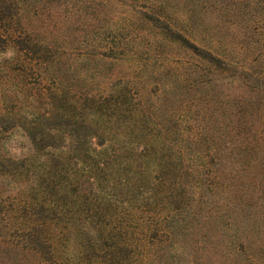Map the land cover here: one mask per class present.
<instances>
[{"label": "trees", "instance_id": "1", "mask_svg": "<svg viewBox=\"0 0 264 264\" xmlns=\"http://www.w3.org/2000/svg\"><path fill=\"white\" fill-rule=\"evenodd\" d=\"M212 7L262 17L223 42ZM263 32L264 0H0V264H264Z\"/></svg>", "mask_w": 264, "mask_h": 264}, {"label": "rangeland", "instance_id": "2", "mask_svg": "<svg viewBox=\"0 0 264 264\" xmlns=\"http://www.w3.org/2000/svg\"><path fill=\"white\" fill-rule=\"evenodd\" d=\"M225 3H228V1H231V0H224ZM211 14H209L207 17V23L208 25L210 26L209 29H211V31H209V34H212V35H216L218 38H220L223 42L226 41V36H227V27H228V21L229 20H235V21H238L239 22V27L241 25H245L246 23H252L251 21H258L261 19L262 15L261 14H258V13H255L253 11V13H250L248 14L244 19H239V18H235V16H233V19L230 17L232 16V13L231 12H221V10H218V9H213V7L211 8ZM108 20V19H107ZM106 20V21H107ZM109 21V20H108ZM247 21V22H246ZM249 21V22H248ZM105 23V22H104ZM107 24V22L105 23ZM110 24V23H109ZM139 27H136V32L135 33H146V30H143V28L140 26V25H137ZM106 29H103L100 33V37L103 39V40H107V39H110L112 37H115L116 39H121V36L123 37L125 33L123 32H115V33H112ZM254 36L251 34H249L252 41H259V36L257 35V33H253ZM264 34V32H263ZM251 42V41H249ZM261 42V40L259 41ZM256 43L255 46H256V50H251V52H248L247 54H244L242 59L243 61L246 63V65H248V68L250 69L249 72H250V81L251 83H264L263 81H260L259 80V76H261L262 73H264V40L261 42V43ZM144 58V57H143ZM242 61V62H243ZM106 72L108 73H111V71H109L108 69H111L112 71H114V73H120V71H123V67L122 66H114V65H111L110 62H107L106 64ZM233 74V72L231 73H228L226 75L224 80H219L215 83H232V81L230 79H226L227 77L231 76ZM137 79V80H136ZM136 79L135 81L137 82H140L139 81V77L136 76ZM261 79V78H260ZM259 80V81H258ZM109 81V80H108ZM107 81V82H108ZM164 80L160 81L161 83L164 82ZM118 82V81H116ZM239 83V82H237ZM260 224L264 221L263 220H259L258 221Z\"/></svg>", "mask_w": 264, "mask_h": 264}]
</instances>
